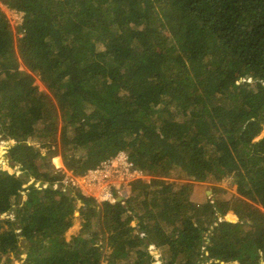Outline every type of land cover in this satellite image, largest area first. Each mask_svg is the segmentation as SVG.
<instances>
[{"label": "trees", "instance_id": "trees-1", "mask_svg": "<svg viewBox=\"0 0 264 264\" xmlns=\"http://www.w3.org/2000/svg\"><path fill=\"white\" fill-rule=\"evenodd\" d=\"M0 3L22 13L14 39L0 9V135L17 142L13 169L60 182L61 160L42 144L76 177L120 151L151 177L98 204L0 172V215L28 191L13 216L28 245L44 242L23 264H156L147 234L161 264H263L264 0ZM224 179L238 197L213 187V201H192L194 183ZM78 205L83 226L67 241ZM14 242L0 223V253Z\"/></svg>", "mask_w": 264, "mask_h": 264}, {"label": "rangeland", "instance_id": "rangeland-1", "mask_svg": "<svg viewBox=\"0 0 264 264\" xmlns=\"http://www.w3.org/2000/svg\"><path fill=\"white\" fill-rule=\"evenodd\" d=\"M0 9L5 13L7 19H9L10 23L14 22V26L15 25H19L22 22V13L18 12V15L16 13L15 10H11L8 9L5 6H2L0 3ZM15 12V13H14ZM12 25V24H11ZM12 25V27H14ZM15 27L13 28V33H15ZM20 69H24V66L20 64L19 66ZM32 79H33V84L38 87V89L40 91H45V87L44 85L41 83V81L39 80V78L35 75H31ZM251 80V79H250ZM250 80H247L248 82ZM264 137V126L262 128V132L261 134L258 136V139ZM17 142L14 140H7L4 139L1 135H0V161H3L2 165H1V169L0 172L6 173L8 175H12L18 179H20V181L22 182V188H29L30 186H34L33 184L30 183V181L27 177H25L21 171H15L12 167V162L10 161L7 149L10 148L13 145H16ZM41 153L43 155H48V156H56L59 155V148L58 149H54L53 147L48 149L45 146H43L42 144H37L36 145ZM52 153H56L55 155H52ZM52 157V158H53ZM51 158V159H52ZM60 160V159H59ZM52 162V161H51ZM61 161H60V165L59 167H61ZM7 167L9 170H5L4 167ZM144 180L146 183H149L151 180V177L148 176H144ZM160 182L163 181V184L165 186H168L169 184H171L173 181H180V182H184L183 179H158ZM213 187H219L220 189H224L225 191L229 192L230 194H232L234 197H238L236 191H235V186H232V184H230L229 179H224L222 182H220L219 184H215V183H211V182H202V183H194V197L192 201H195L197 203H202L203 201H205L206 199H210L212 200L213 198V194H212V188ZM30 189V188H29ZM25 198L22 201H20V197L16 200L12 202V205L10 207V209L8 211H6L5 213H3L2 215H0V223L1 224H6L8 223L9 227H10V231L13 233L14 238L16 240V242H14L16 244V248L15 250L9 251L6 254H1L0 253V264H23V259L25 257V252L32 248L34 245L36 246L37 244H43V241H35L34 243H31L30 245H28L29 241H27L26 237L22 235V229H21V223L20 220H16L15 216H13V214L15 213L14 210H17V208L19 206H21V202H22V207L23 204L25 202V199L27 197L28 191L26 193H22ZM213 201V200H212ZM234 219V216H232L231 214H227L225 217V220L227 222H230L231 220ZM191 221V220H190ZM83 226V220L81 219V215H80V208L79 205L76 206V210L74 211V215H73V225L72 227L68 230V232L66 233V240L69 241L71 235L76 234L79 229ZM136 223L135 221H132L129 223L128 227H133L134 230L133 232L136 233ZM95 231H97V244L99 246H101V249H105V245H104V240L102 238V234L101 231L99 230V228L95 227ZM146 248L147 250L150 252V254L152 255V257L154 258V260H156V264H161L160 257L163 255L159 249L155 248L154 244L152 242L149 241V237L148 234L146 235ZM18 252H20L21 254H17ZM263 264H264V260H262ZM103 264H109V261H104ZM236 264V263H234Z\"/></svg>", "mask_w": 264, "mask_h": 264}, {"label": "built area", "instance_id": "built-area-1", "mask_svg": "<svg viewBox=\"0 0 264 264\" xmlns=\"http://www.w3.org/2000/svg\"><path fill=\"white\" fill-rule=\"evenodd\" d=\"M54 157H59L61 167L54 165ZM54 157L52 158L54 169L56 172L62 171L64 177L60 182H55L52 185L35 182L34 187L45 189L51 186L54 189L59 188L62 193L74 190L83 197L94 199L98 204L105 202L113 204L127 197L130 183L145 178L140 170L134 168L128 154L124 151H120L115 156L102 161L96 168L88 170L80 177L74 176L65 169L60 155ZM30 183L33 184V181H30Z\"/></svg>", "mask_w": 264, "mask_h": 264}, {"label": "clouds", "instance_id": "clouds-1", "mask_svg": "<svg viewBox=\"0 0 264 264\" xmlns=\"http://www.w3.org/2000/svg\"><path fill=\"white\" fill-rule=\"evenodd\" d=\"M12 10V9H11ZM13 25L14 23H10V25ZM14 26V25H13ZM14 27H16V25L14 26ZM21 36V33H17V31L15 32V33H13V37H14V39H16L17 37H20Z\"/></svg>", "mask_w": 264, "mask_h": 264}]
</instances>
